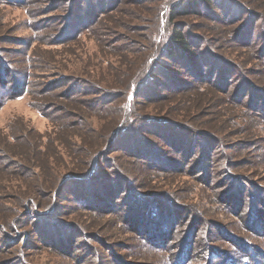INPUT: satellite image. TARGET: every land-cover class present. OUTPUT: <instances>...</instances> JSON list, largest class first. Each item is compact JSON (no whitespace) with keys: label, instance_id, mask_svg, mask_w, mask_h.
<instances>
[{"label":"rangeland","instance_id":"rangeland-1","mask_svg":"<svg viewBox=\"0 0 264 264\" xmlns=\"http://www.w3.org/2000/svg\"><path fill=\"white\" fill-rule=\"evenodd\" d=\"M177 2L0 0V80L28 86L0 95V264H176L186 247L183 264H224L238 241L264 264L249 216L264 195V0L172 17ZM174 28L232 75L193 80L164 56ZM158 218L169 242L142 245L137 223Z\"/></svg>","mask_w":264,"mask_h":264},{"label":"trees","instance_id":"trees-1","mask_svg":"<svg viewBox=\"0 0 264 264\" xmlns=\"http://www.w3.org/2000/svg\"><path fill=\"white\" fill-rule=\"evenodd\" d=\"M180 2L175 3V9L174 12L172 13V17H174V15H179V12H182L181 14H193L195 12V10H197V8L201 7V5H204L207 8L208 5L211 6L209 3L210 0H178ZM171 17V18H172ZM168 40L164 43V46L162 49L164 52V56H167L169 58H176L178 62L181 66H183V68H185V70H187V74L190 77H193V80L198 81L200 79V76L204 78L203 74H201V70H207L209 71L210 74L212 75H216V73L218 71L221 72V78L224 77H230L232 75V73L230 72V69H225V67L223 66L224 62L223 61H216L215 56L212 55V53L210 52H199V50H197V52L194 51V48L192 46V36L190 34H187L186 32L181 31L180 29H172L170 34L167 36ZM194 43V42H193ZM28 57L26 56L24 58V61H27ZM208 60V61H207ZM195 62H198L199 65H196ZM158 70H159V66H157ZM201 69V70H200ZM4 77L7 78L9 73L8 69H4ZM14 74V73H13ZM226 81V80H225ZM28 91V86H23V83L19 84V83H15L13 86H9V83L6 79L2 78L0 80V95H2L3 97L6 98H18L20 95L26 93ZM132 93V95H130ZM130 94L127 95V100L129 99V97H134L133 91ZM131 100V99H130ZM253 105L255 106L254 108L256 109V115H259L264 117V112L261 111V109H259V107L257 106V104L255 105L253 103ZM159 123V122H158ZM70 178V177H69ZM67 179V178H66ZM71 180V179H70ZM69 180V181H70ZM83 183H86L85 185L90 188L91 187V183L89 182V179H83ZM77 181V180H76ZM79 182H82L79 181ZM61 184V183H60ZM98 183H96L97 186ZM104 190L101 189V192H103ZM139 193H135L133 192V195L137 198V201L139 202H143L149 205L146 206H152V204L150 202L144 201L142 199V197H140L141 195H138ZM234 190L231 188L229 190H227V192L223 193L220 197H219V201L220 203L226 205H231L233 203L234 199ZM86 196V194H85ZM264 195L259 196L258 197V203L259 205H261V211H260V216L262 219H254L253 216H255L256 218H259V214L256 210H253L250 216V222H257V223H264V213H261L262 210L264 209ZM157 199V197H153L152 198V202L155 204L156 201L154 202V200ZM88 201V200H87ZM86 201V202H87ZM89 203V201H88ZM132 209V208H131ZM135 208H133L132 213ZM50 211V209H49ZM148 211V210H145ZM144 211V212H145ZM151 211V210H150ZM242 212H244V207L241 208L239 210V215L242 214ZM41 213V218L43 219H47V216H49L48 214L45 215L44 213ZM241 216V215H240ZM165 219V221H164ZM50 221V220H49ZM152 222V223H151ZM51 223H55V222H51ZM137 225H139L138 227H136L134 229V232H138L139 237L141 238V240H143L142 242L144 244L142 245H146L147 247L150 246H154L158 245V244H165L169 242V239H166V241L163 240V242H160V240L158 241L157 238L159 237V239H161V236L165 235L166 233H168L171 229V227L174 225L173 220H170L169 218H163V219H155L153 221H149V223H140ZM138 229V230H137ZM2 230H0V235H2ZM140 232V233H139ZM158 233V237H156V234ZM160 234V236H159ZM149 246V247H150ZM236 247V251H229V255L227 254H223L220 257H224L222 262H225L224 264H260V261H258L257 259L252 260L251 257H253V255L246 249L243 247V243L238 241V245L235 246ZM251 250H255L254 248ZM189 251L187 249V247L185 248V251L181 253V256L179 257V259L177 260L176 264H183L186 262L187 258H188V252ZM254 255L260 260V256L256 253V251L254 252ZM216 259L219 260V255L217 254V252L214 251V248L211 249L210 251V255H209V259ZM105 262V261H104ZM181 262V263H179Z\"/></svg>","mask_w":264,"mask_h":264}]
</instances>
